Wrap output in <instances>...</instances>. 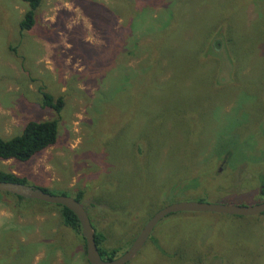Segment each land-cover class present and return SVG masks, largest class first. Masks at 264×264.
<instances>
[{
  "label": "rangeland",
  "instance_id": "obj_1",
  "mask_svg": "<svg viewBox=\"0 0 264 264\" xmlns=\"http://www.w3.org/2000/svg\"><path fill=\"white\" fill-rule=\"evenodd\" d=\"M83 1L42 0L20 31L27 2L0 0V137L30 120L58 125L54 144L27 161L1 159L0 172L82 191L102 246L118 254L162 200L264 201V0H134L146 10L134 28L125 10L107 26ZM44 93L62 98L59 111ZM25 214L0 203V226L30 223L19 236L43 243L31 264H90L82 235L69 253L52 249L39 228L50 215ZM152 234L127 264H264V212H175Z\"/></svg>",
  "mask_w": 264,
  "mask_h": 264
},
{
  "label": "trees",
  "instance_id": "obj_2",
  "mask_svg": "<svg viewBox=\"0 0 264 264\" xmlns=\"http://www.w3.org/2000/svg\"><path fill=\"white\" fill-rule=\"evenodd\" d=\"M23 1L27 2L28 9L24 13L23 18L19 21V29L20 31H28L35 25V10L42 0ZM149 1L150 0H136V2ZM136 2L134 0H131V2H114L113 7L102 2L86 0L81 2L80 5H82V7L88 8V10L91 8L98 10L95 18L97 21H101L103 24H105L106 21L107 26L112 24L113 18L117 16V10H125L128 16H130L129 23L131 24L129 27L132 28L133 26L134 28V22L136 18L135 16L140 17L146 11L145 8L140 9V11L137 10L135 6ZM105 17H107V19ZM43 96L44 106H49L56 109L57 111L61 109L63 105V100L61 97L54 99L53 96L48 93H44ZM57 126L56 119L40 121L30 120L24 125L19 135H15L9 139L0 137V160H29L32 156L56 142ZM0 181H12L28 184L25 178L19 177L11 172L2 171L0 172ZM39 188L52 194L68 195L66 191L61 193H53L46 188ZM261 194L264 195V184L261 187ZM73 197L82 203L83 192L78 191ZM96 201L100 202L97 198ZM0 203L8 204L12 208L14 215L22 213H26L25 215H35L37 213L39 215H50L48 218H45V220L40 221L39 228L40 231L44 232L42 238H52L53 242L51 244H47V246L52 249L59 247V245L61 247H65L66 249V246H69L70 249V247L73 245V242L70 241L73 239V236L75 234L81 235L80 223L76 215L65 206L46 203L36 199L24 198L7 192H0ZM168 203L163 200L160 201V204H158L159 206L156 207L150 214H148L146 220H143V222L145 223L156 211ZM92 226L95 231V242L101 257L103 259H113L119 256L120 254H118V252L121 250V248L116 246H109L108 248H105L104 245L102 246V243L107 241V235L104 232L99 231L93 223ZM33 227L34 226L30 223H25L24 226L18 229L8 227L4 223L0 226V264H31L35 254V246H38L39 243L32 245L26 244L19 234L26 235V232H31ZM53 227H56L55 232H52ZM149 238L153 240L155 238V234L151 233ZM6 242H11V246L8 249H4L2 247V245ZM57 242H59V244H57ZM82 242L85 249V241L83 237ZM41 245H43L42 242L39 246ZM115 245H117V243ZM69 251L70 250L68 249L66 250L67 253H69ZM15 255L18 257H15Z\"/></svg>",
  "mask_w": 264,
  "mask_h": 264
},
{
  "label": "water",
  "instance_id": "obj_3",
  "mask_svg": "<svg viewBox=\"0 0 264 264\" xmlns=\"http://www.w3.org/2000/svg\"><path fill=\"white\" fill-rule=\"evenodd\" d=\"M0 192H7L29 199L51 204H59L71 210L77 217L81 235L85 241L86 259L90 264H127L143 247L157 223L165 216L175 212H214L238 216L257 215L264 212V201L253 205L209 203L199 200H183L168 203L156 211L142 226L129 247L113 259H103L95 242L94 228L88 213L81 202L74 197L52 194L39 187L12 181H0Z\"/></svg>",
  "mask_w": 264,
  "mask_h": 264
}]
</instances>
